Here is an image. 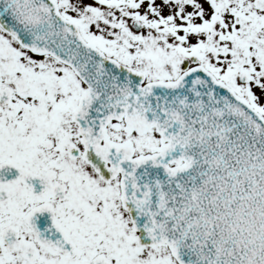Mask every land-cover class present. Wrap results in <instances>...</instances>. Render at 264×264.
Segmentation results:
<instances>
[{
  "label": "snow or ice",
  "instance_id": "snow-or-ice-1",
  "mask_svg": "<svg viewBox=\"0 0 264 264\" xmlns=\"http://www.w3.org/2000/svg\"><path fill=\"white\" fill-rule=\"evenodd\" d=\"M0 264H264V0H0Z\"/></svg>",
  "mask_w": 264,
  "mask_h": 264
}]
</instances>
